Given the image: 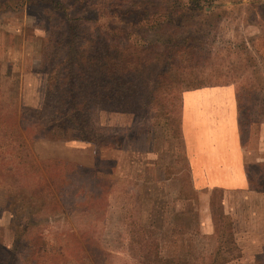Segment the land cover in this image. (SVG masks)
Instances as JSON below:
<instances>
[{
  "label": "rangeland",
  "instance_id": "rangeland-1",
  "mask_svg": "<svg viewBox=\"0 0 264 264\" xmlns=\"http://www.w3.org/2000/svg\"><path fill=\"white\" fill-rule=\"evenodd\" d=\"M54 1L0 4V264H260L264 161L246 168L249 193L210 192L207 209L188 190L183 195L193 199L165 198L160 178L149 181L145 168L149 172L154 166L160 177L166 174L161 156L153 153H164L166 147L181 151L175 143L164 145L179 134L176 95L200 84L236 82L241 113L250 118L241 123L242 136L251 146L253 136L261 144L260 129L254 134L259 121L251 118L258 119L264 110L259 85L264 83V0H241V7L234 0L210 5L200 0L205 10L214 5L211 12L187 10L193 20L184 24L174 16L170 25L153 24L156 17L147 1L131 11L126 0ZM177 2L185 0H166L165 5ZM65 11L70 17L95 19L83 23L101 30L110 25L121 42L130 30L132 39L148 43L159 37L162 42L155 46L163 51L162 58L170 50L168 73L157 82L150 109L141 106L131 114L97 106L83 115L94 133L109 140L117 136L118 147L63 140L65 132H73L68 119L62 120L61 136L41 129V122L59 120L52 114L48 74L35 70L38 54ZM220 15L232 19L219 21ZM218 39L231 43L223 47ZM217 47L218 55H211ZM138 49L133 44L127 53L133 56ZM262 143L264 148V137ZM135 155L140 162L136 167ZM41 182L48 183L52 196L37 194ZM19 186L21 193L15 192ZM205 213L209 232L199 227Z\"/></svg>",
  "mask_w": 264,
  "mask_h": 264
},
{
  "label": "trees",
  "instance_id": "trees-1",
  "mask_svg": "<svg viewBox=\"0 0 264 264\" xmlns=\"http://www.w3.org/2000/svg\"><path fill=\"white\" fill-rule=\"evenodd\" d=\"M17 1H21L22 4L35 3V1L55 3L54 0ZM17 1L5 0L1 1L0 4ZM144 1H147L145 4L150 6L149 10L152 11V16L156 17L153 24L159 23L160 25L172 24L171 21L174 20V16L179 18L181 23H184L187 18H190L187 17V10L193 11L198 8L197 11H200L201 14L202 12H211L209 10H212L214 6L211 5V9L205 10L204 6H200V0H185V2L167 3L166 5V0H126L125 7L131 11L136 5H140ZM206 1L210 5L214 0ZM234 1L239 7L243 6L241 0ZM7 6L9 5L7 4ZM58 7L63 11L65 10L63 5ZM227 12L229 10H226ZM174 13L177 14L172 15ZM224 17L229 18L226 15H220L216 19L221 21ZM61 18L62 21H59L57 27L52 29V38H49V42L38 54V64L35 69L48 74V92L52 90V94H54L52 114L54 120H59L57 124L56 121L51 124L41 122V129L49 136H61L60 131H63L64 128L62 120L68 119L72 122L70 129L73 132H65L61 136L63 140H87L94 142L98 148L118 147L121 145V140L119 141L117 136L113 135L112 140H109L110 137L106 135L94 133L88 128L83 115H86L89 108L97 106L101 110L122 108L124 112L127 111L131 114L139 112L141 106L150 109L156 98L154 89L158 87L157 82L168 73L170 50L162 58L163 51L159 49L158 45L155 46L158 42H162L159 37L154 42L148 43L142 37H133L132 39L131 35L133 34L130 30L125 35L126 39L121 42L110 25L106 31L101 30V27L95 24L85 25L83 23L84 20L94 23L95 19L70 17L67 11L63 13ZM193 19L190 18V20ZM133 44L137 45L139 49L132 56L127 51ZM259 85L260 89H263L262 94H264V83ZM253 89L250 88L248 92L253 91ZM157 97L159 99V95ZM131 98L134 99V102L131 101ZM237 100L240 124L243 121L246 123V119L249 117H243L241 113V101H239L238 93ZM259 114L260 117L258 119L251 118L254 119L252 121L264 122V110L260 111ZM34 122L31 121L30 124L35 125L36 122ZM36 189L37 194H41V196L43 193L46 197L52 196L51 190L48 189V183L41 182ZM63 191L64 188L61 187L59 192L63 193ZM15 192H22L20 186L15 189ZM27 193L36 199L34 193L32 194L28 190ZM256 260L260 264H264V252ZM13 263L14 260L11 264Z\"/></svg>",
  "mask_w": 264,
  "mask_h": 264
},
{
  "label": "crops",
  "instance_id": "crops-1",
  "mask_svg": "<svg viewBox=\"0 0 264 264\" xmlns=\"http://www.w3.org/2000/svg\"><path fill=\"white\" fill-rule=\"evenodd\" d=\"M207 35L205 33L204 37ZM217 41L220 42L219 39ZM213 43V46L217 45L216 40ZM230 43L231 41H221L218 45L224 47ZM218 51L217 47L215 51H211V55H218ZM230 66H234V62ZM237 102V83L232 79L184 88L176 95L173 109L179 134L171 138L170 143L165 141L164 145L171 146L175 143L181 151L166 147L164 150L167 151L164 153H153L155 157L161 156L159 159L163 162V169H167L166 174L161 177L154 166L149 169L151 174L145 168V172L151 177L149 181L152 179L154 182L160 178L165 198L169 196L182 201L197 196L200 201L206 202L205 208H209L210 192L221 191L225 195L249 193L246 168L249 164L264 161V122H259L254 131L256 136L260 129L261 144H258V138L254 141L253 133L250 132L252 142H255L251 146L249 139L242 136L245 131L241 129ZM137 158L139 157L135 158V167L140 164L136 161ZM154 174L155 177L151 176ZM184 190L195 196L185 197ZM200 204L202 206L203 202ZM206 215L203 214L199 223L202 232H209L211 228Z\"/></svg>",
  "mask_w": 264,
  "mask_h": 264
}]
</instances>
